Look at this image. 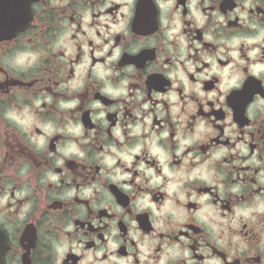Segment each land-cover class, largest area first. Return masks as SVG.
I'll use <instances>...</instances> for the list:
<instances>
[{
    "label": "clouds",
    "instance_id": "obj_1",
    "mask_svg": "<svg viewBox=\"0 0 264 264\" xmlns=\"http://www.w3.org/2000/svg\"><path fill=\"white\" fill-rule=\"evenodd\" d=\"M0 264H264V0H0Z\"/></svg>",
    "mask_w": 264,
    "mask_h": 264
},
{
    "label": "flooded vegetation",
    "instance_id": "obj_2",
    "mask_svg": "<svg viewBox=\"0 0 264 264\" xmlns=\"http://www.w3.org/2000/svg\"><path fill=\"white\" fill-rule=\"evenodd\" d=\"M31 235V233L29 232V236Z\"/></svg>",
    "mask_w": 264,
    "mask_h": 264
}]
</instances>
